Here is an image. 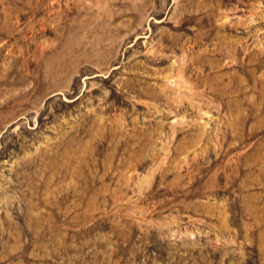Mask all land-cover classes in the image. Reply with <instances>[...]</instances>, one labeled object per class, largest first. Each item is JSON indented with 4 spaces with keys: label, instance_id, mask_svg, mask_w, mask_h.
<instances>
[{
    "label": "rangeland",
    "instance_id": "rangeland-1",
    "mask_svg": "<svg viewBox=\"0 0 264 264\" xmlns=\"http://www.w3.org/2000/svg\"><path fill=\"white\" fill-rule=\"evenodd\" d=\"M0 264H264V0H0Z\"/></svg>",
    "mask_w": 264,
    "mask_h": 264
}]
</instances>
